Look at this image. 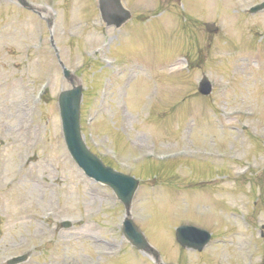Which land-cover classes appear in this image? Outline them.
<instances>
[{
	"label": "rangeland",
	"instance_id": "374dc122",
	"mask_svg": "<svg viewBox=\"0 0 264 264\" xmlns=\"http://www.w3.org/2000/svg\"><path fill=\"white\" fill-rule=\"evenodd\" d=\"M31 1L42 15L0 0V264L25 250L29 256L19 264H154L117 227L108 229L123 214L122 204L108 186L83 176L63 145L56 96L68 82L50 38L84 83L87 145L140 179L131 213L162 259L264 264V233L259 237L256 226L264 222V208L249 211V194L264 200V141L254 134H264V8L248 12L255 0H123L134 16L120 29L103 25L95 0ZM167 1L179 12L164 11ZM211 20L219 26L212 33L203 24ZM97 42L102 46L87 58L84 48ZM187 48L198 60L190 68L173 57ZM106 55L121 72L98 61ZM202 71L216 82L211 102L190 93ZM160 147L191 148L183 157L203 148L229 155L142 164V156ZM247 167L246 176L234 175ZM151 170L160 177L148 179ZM249 213L250 225L243 216ZM62 217L74 224L58 225ZM178 222L211 227L217 241L181 253L173 238ZM109 242L119 243L110 250Z\"/></svg>",
	"mask_w": 264,
	"mask_h": 264
},
{
	"label": "water",
	"instance_id": "95a60500",
	"mask_svg": "<svg viewBox=\"0 0 264 264\" xmlns=\"http://www.w3.org/2000/svg\"><path fill=\"white\" fill-rule=\"evenodd\" d=\"M79 100H80V85H77L73 87L72 89L62 91L59 96L61 113L64 115L65 120L68 124V133H70L74 137L75 146H76L75 150L80 154V157L86 160L87 162H89L90 167H95L97 163H99V165L102 166V163L100 162V160L97 159L95 156L90 155V157L92 158L91 159L90 157H87L84 154L85 149H84L83 142L79 135L78 120H77ZM70 117L72 119V123L69 121ZM113 174L115 175L109 177V179H106V181L108 182L112 180L115 181L114 184L116 186H119V188L121 189V192H118L120 197L123 199L124 203L128 205V203L130 202L131 195L133 193V189L135 188L137 182L134 179L128 180L124 176H119V174L117 173H113ZM106 175H109V174H106ZM115 185L113 186L115 187ZM124 230L126 234L134 242H136L137 244H140L138 243L139 239L135 231L133 230L132 223L130 221L127 223ZM185 234L189 239H193L191 232L185 231ZM180 239L183 243L186 242L185 239L183 238H180Z\"/></svg>",
	"mask_w": 264,
	"mask_h": 264
}]
</instances>
